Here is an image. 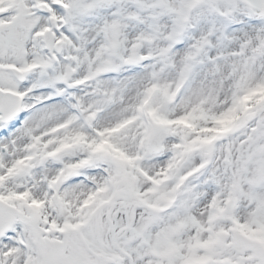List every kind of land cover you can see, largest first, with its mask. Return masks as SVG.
<instances>
[{
    "label": "snow or ice",
    "instance_id": "6c2138e0",
    "mask_svg": "<svg viewBox=\"0 0 264 264\" xmlns=\"http://www.w3.org/2000/svg\"><path fill=\"white\" fill-rule=\"evenodd\" d=\"M0 264H264V0H0Z\"/></svg>",
    "mask_w": 264,
    "mask_h": 264
}]
</instances>
